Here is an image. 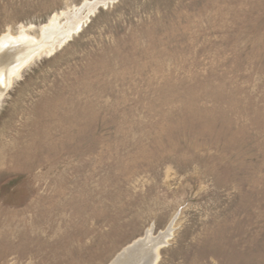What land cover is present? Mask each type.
Here are the masks:
<instances>
[{"label": "rangeland", "instance_id": "374dc122", "mask_svg": "<svg viewBox=\"0 0 264 264\" xmlns=\"http://www.w3.org/2000/svg\"><path fill=\"white\" fill-rule=\"evenodd\" d=\"M86 1L0 0V38ZM104 2L0 97V264L170 227L156 264H264V0Z\"/></svg>", "mask_w": 264, "mask_h": 264}, {"label": "bare ground", "instance_id": "6f19581e", "mask_svg": "<svg viewBox=\"0 0 264 264\" xmlns=\"http://www.w3.org/2000/svg\"><path fill=\"white\" fill-rule=\"evenodd\" d=\"M107 0L86 1L82 7L73 12H64L67 22L59 25L58 16L42 29V38L36 39L25 30L18 35L4 34L0 38V97L11 88L13 80L36 56L43 51L52 52L57 45H62L70 39L74 32H78L82 25L90 18L98 7ZM175 220V219H174ZM170 228L162 232L157 239L152 237V229L147 234L133 241L116 255L119 259L111 264H156L159 260V249L170 235ZM156 238V237H155ZM136 245V246H134ZM133 247V248H132ZM125 251V252H123Z\"/></svg>", "mask_w": 264, "mask_h": 264}, {"label": "water", "instance_id": "95a60500", "mask_svg": "<svg viewBox=\"0 0 264 264\" xmlns=\"http://www.w3.org/2000/svg\"><path fill=\"white\" fill-rule=\"evenodd\" d=\"M134 246H136V245H134ZM132 248H133V247H132ZM123 252H125V251H123ZM119 256H120V255H118V256L116 257V259H115L116 261H118ZM115 260H114V261H115ZM119 260H120V259H119Z\"/></svg>", "mask_w": 264, "mask_h": 264}]
</instances>
